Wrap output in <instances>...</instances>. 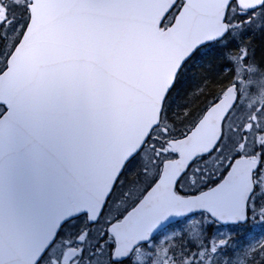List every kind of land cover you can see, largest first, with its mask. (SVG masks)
<instances>
[{
    "label": "water",
    "instance_id": "obj_1",
    "mask_svg": "<svg viewBox=\"0 0 264 264\" xmlns=\"http://www.w3.org/2000/svg\"><path fill=\"white\" fill-rule=\"evenodd\" d=\"M29 22L0 72V264H36L68 219L95 222L126 160L159 121L180 66L227 31L232 0H28ZM254 9L264 0H235ZM234 87L184 137L170 140L155 183L107 229L112 259L127 258L168 224L204 211L241 224L255 162L241 157L217 185L174 192L198 155L215 147Z\"/></svg>",
    "mask_w": 264,
    "mask_h": 264
},
{
    "label": "rangeland",
    "instance_id": "obj_2",
    "mask_svg": "<svg viewBox=\"0 0 264 264\" xmlns=\"http://www.w3.org/2000/svg\"><path fill=\"white\" fill-rule=\"evenodd\" d=\"M176 9L177 8L168 13L163 22L164 25L172 20ZM231 12L230 15L228 14L229 22H232L231 31L219 46L226 43L229 46H233L232 43L235 42L236 35H242L243 44L248 45L247 50H249V46L251 47L250 50H252V52L248 54L244 62L239 63L237 61L239 58L235 56L234 62H236L234 67H229L233 68V71H237L234 73V78H236L240 85L248 91L244 94L241 92V98H243V96L250 98L251 95L257 97L258 94L255 93L258 92L251 88V86H257L262 82V77L258 75V71L264 70V68L259 62L255 63L254 58L256 55L252 48H254L255 45V35L264 33V9L254 12V17L252 18H250V15L243 16L240 22H238V16L233 18L234 12ZM26 18L27 10L25 9V0H0V70L4 67L3 65L6 58L9 56L8 54L18 41L17 39L20 37L22 28L27 21ZM235 25H238L239 28L237 29ZM207 50L210 51L211 48L209 46L207 48H201L190 57L189 64H186L183 67L184 70L178 75L177 80H179L180 77V82L177 88L172 91V94L168 99V105L166 104L167 106H169L170 101H172L173 104H176L178 98L173 99V96H179L186 83H188L189 87L193 89L190 80H188V82L184 81L186 77L199 78L201 75H196L199 69H202V71H210L209 64L206 63V61H202L201 57V54H204L207 58L209 55ZM262 65H264V60H262ZM221 70L227 71L228 68L219 69V73L222 72ZM241 75H245V79H243ZM260 94H262V92ZM237 109L238 107L236 106L229 122H231L232 119H234V122L237 121ZM2 110L3 107L1 106L0 114ZM171 110L170 107L169 112H171ZM193 111V113L196 112L195 110ZM162 115L164 116L162 117L161 123L163 122L162 124L164 125H162L159 130L162 133H154L152 139L157 138L166 141L171 138L172 133L171 131L167 133H164L163 131H166V125L173 121V118L172 115L168 114V107H164ZM193 117L194 115H191L190 117V114H187L186 110H184L180 115H177V118L172 124L175 122L177 125L182 123L183 125L181 126L191 125L194 122L192 120ZM241 122L242 121H239L238 123ZM245 123L247 122L245 121ZM172 124L170 126H172ZM238 129L239 128L233 132L234 135H227L225 140L229 138L234 140V137L237 136L239 131ZM224 142L215 153L210 155V157L194 163L192 168L193 171H189L183 175L179 182V186H181L182 189L186 188L187 190H195L199 186L209 182L213 177H217V174L220 173L219 170L222 169L223 165L221 166V169H219L218 166L223 159H226L224 153L227 150V145L223 146ZM156 143V141L152 142L153 145ZM245 145L248 150L251 147L252 150L256 149L254 147L255 144L250 141L246 142ZM159 146L164 149V151L160 153L159 156L153 155L149 159L148 156L152 149L149 147L143 149L133 162L129 164L128 167H130L129 171L131 173L122 176L120 183L128 179L129 183L136 187L150 184V180L154 179L159 172L157 167H159L162 160L170 154L164 142L158 141V147ZM261 178L259 185L260 190L251 198V221L248 222L250 223L248 226L230 225L227 227H216L211 225L212 220L208 215L199 213L194 216H189L184 220L165 228L158 237H154L155 239H152V241L142 246L139 251L131 256L129 264H187L189 261V259H186L185 257L187 250H191L195 254V261L198 258L201 259L202 264H253V262H256V259L251 260L254 258V253H258V255H256L257 260L259 262L263 261L262 264H264V167L261 171ZM117 208H119V205L114 208L110 204L105 216L109 213L112 214ZM105 216L103 217V220H106ZM85 223V220L78 219L77 221H73V223L67 224L63 228L56 244L52 245L49 249L48 253L50 255L46 254L45 259H49L52 256L56 258L63 252V249L67 245L70 247L73 246L75 243L74 239L79 233L83 237L81 241L83 246L96 242L94 240L96 239L95 236L98 234L97 231H99V227H88V229H85L87 227ZM203 247L206 248L207 251H204ZM226 247H228L231 253L228 254V256H222L223 253L226 252ZM257 250L258 252H256ZM101 252L102 254L96 261L97 264H105L108 261L107 252L103 247L101 248ZM259 253H261V255H259ZM219 259L220 263H218Z\"/></svg>",
    "mask_w": 264,
    "mask_h": 264
},
{
    "label": "flooded vegetation",
    "instance_id": "obj_3",
    "mask_svg": "<svg viewBox=\"0 0 264 264\" xmlns=\"http://www.w3.org/2000/svg\"><path fill=\"white\" fill-rule=\"evenodd\" d=\"M184 81L188 82V78H185ZM191 81V80H190ZM181 94L179 96H173L176 98H180V100L184 97H187L188 100L182 101L180 103L173 104L172 101H170L168 107V114L172 115L173 121L177 118V115H180L181 112H184L186 110V113L194 116H198L202 108L204 107V102L202 104V95L196 94V91H192L191 87H189L188 83L185 84V86L181 90ZM263 94V95H262ZM262 94L259 97V99L256 101V99H249L250 102L247 104L245 108V115H243L241 112L237 111V121L234 122V119H232L233 127H237L239 121L245 119L248 123V130L249 133V141H258L260 140V146H264V89L262 90ZM191 97V98H190ZM171 107V112H169ZM195 110L196 112L193 113ZM232 117V112L228 114V116L224 120L223 128H225V125L228 124V120ZM170 124H172V122ZM248 138V137H247ZM228 145H232V149H227L226 154L224 157H226V163L223 162V171L220 176L213 177L208 183H206L207 186H213L217 183L218 179H220L224 174L226 173L228 166L231 164V162L238 157V154L236 153L238 151L239 145L236 141L228 142ZM172 155L174 156L175 153L173 151ZM264 148H260L252 152L251 156L254 159H258L260 161V165L263 164L264 160ZM261 167V166H260ZM262 171V170H261ZM261 171H254L252 173V178L254 179V192H259V185L261 182ZM128 173H131L128 171ZM146 186H139L136 187L133 184H130L128 179L124 181L122 184H119V182L116 183V187L114 188L111 197L108 204H111L114 208L119 205L121 207V211L118 212L113 220L106 221H100L102 219V215L99 217V220L95 224H86V228L88 227H95L98 225L99 231L98 234L95 236L96 242L83 246V243L81 242L83 237L80 235V233L75 237L74 239V245L73 246H66L63 249V252L56 258L53 256L49 259L43 258L41 260L40 264H97V260L99 259V256L102 254L101 252V246L105 249V251L108 252L109 255H111V249L114 244V240L112 239L111 235L107 232V226L112 223L118 221L120 217L130 208L132 205L139 199V197L142 195V190L145 189ZM254 195V194H253ZM251 195V197L253 196ZM251 197L248 201L251 203ZM116 212V211H114ZM121 212H123L121 214ZM121 214V215H120ZM79 219V218H78ZM77 221V219H75ZM101 223V224H100ZM67 225V224H66ZM65 225V226H66ZM64 226V227H65ZM62 227V228H64ZM46 260V261H45ZM128 260L120 261V263H115L108 260V264H128ZM105 263V262H104ZM106 264V263H105Z\"/></svg>",
    "mask_w": 264,
    "mask_h": 264
},
{
    "label": "trees",
    "instance_id": "obj_4",
    "mask_svg": "<svg viewBox=\"0 0 264 264\" xmlns=\"http://www.w3.org/2000/svg\"><path fill=\"white\" fill-rule=\"evenodd\" d=\"M263 9H264V7L261 10H263ZM234 17L235 16H233V18ZM263 21H264V18H263ZM254 44H255L254 48H252V49H253L254 54L256 55L255 58L253 57L254 61L256 63L258 61L264 60V33L255 35ZM215 45H217V48H218V46H219L218 43H216ZM232 45L233 46H229L226 43V44H223L222 46H219L218 50H216L214 48H211L210 51L207 50L209 52V55L207 56V58L204 56V54H201L202 61H206V63L211 65L215 71V72L214 71H202V69L201 70L199 69L197 71V74L196 73L195 74L198 76H200V75L201 76L199 78L198 77L192 78V80H195V84L193 86L192 91L194 92V90H195L196 94L198 93V94L203 96L201 99L202 104L204 102L207 103L208 101L213 102L214 99H216L223 92L224 87L230 85V82H232V80L230 78L231 68L229 67L230 66L229 61L231 60L230 55L234 56V55L240 53L241 51H243L244 47L246 49L247 55L252 52V50H250V48H251L250 46H249V50H247L248 45L243 44L242 35L241 36L236 35L235 42H233ZM211 46H213V45H211ZM230 51H231V53L232 52L233 53L230 54ZM223 68H228V70L227 71L221 70L222 72L219 73V69H223ZM217 72H218V74H217ZM186 100H188V98L184 97L181 99V102L186 101ZM178 126L179 125H177V128L173 129L174 132L182 130L181 128H183V127L181 126L178 128ZM211 225L215 226V224H213V223H211ZM234 242H235V240H234ZM229 249H230V246H229ZM229 249H228V247H226L225 248L226 252L223 253L222 256H226V255L228 256V254L231 253V251H229ZM203 250L207 251L206 248H204V247H203ZM256 252H258V250ZM256 255H258V253H254V258L251 259V260L256 259V262H253V264H262L263 261L259 262L257 260ZM259 255H261V253H259ZM194 256H195V254L191 250L186 251L185 257H186V259H189L187 264L188 263H190V264H202L201 263L202 260L198 258L195 261ZM218 263H220V259L218 260Z\"/></svg>",
    "mask_w": 264,
    "mask_h": 264
},
{
    "label": "bare ground",
    "instance_id": "obj_5",
    "mask_svg": "<svg viewBox=\"0 0 264 264\" xmlns=\"http://www.w3.org/2000/svg\"><path fill=\"white\" fill-rule=\"evenodd\" d=\"M210 48H214V49L218 50L219 46H218V48H217V45H213V46H211ZM235 62H236V61H235ZM235 62H234V59L231 58V60L229 61V65H230L231 67H234ZM209 68H210V71H214V69L212 68L211 65H209ZM236 72H237V71L234 70V71H231V74H230V78H231V80H232L233 83H234V84H233V87H234V88H237L238 90H240V92H242V93L244 94V93H246V92H248V91H246V89L243 88L242 85H240V83L238 82V80H237L236 78H234V73H236ZM192 78H193V77H190L189 80H191L192 87H193L194 84H195V80H192ZM175 98H176V97H173V99H175ZM180 102H181V100H180V98H178L176 103H180ZM212 223L215 224L217 227L220 226V224H217L214 220H212Z\"/></svg>",
    "mask_w": 264,
    "mask_h": 264
}]
</instances>
